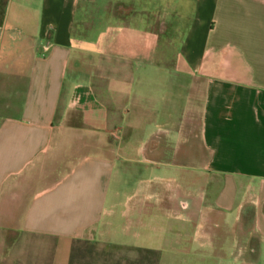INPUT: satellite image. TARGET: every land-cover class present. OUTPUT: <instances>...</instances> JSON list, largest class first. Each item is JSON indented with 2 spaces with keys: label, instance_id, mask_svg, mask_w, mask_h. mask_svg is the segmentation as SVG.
<instances>
[{
  "label": "crops",
  "instance_id": "obj_1",
  "mask_svg": "<svg viewBox=\"0 0 264 264\" xmlns=\"http://www.w3.org/2000/svg\"><path fill=\"white\" fill-rule=\"evenodd\" d=\"M108 1L0 7V264H264V0Z\"/></svg>",
  "mask_w": 264,
  "mask_h": 264
},
{
  "label": "rangeland",
  "instance_id": "obj_2",
  "mask_svg": "<svg viewBox=\"0 0 264 264\" xmlns=\"http://www.w3.org/2000/svg\"><path fill=\"white\" fill-rule=\"evenodd\" d=\"M5 0H0V7L2 8ZM115 0H109L107 3L110 6H118L120 5V2H116ZM143 159V158H142ZM123 165H125L123 163ZM155 167V166H154ZM119 169L121 170L120 173L117 175V181L120 182V185L122 188L119 190L120 194L118 196V201L120 203L118 207V213H129L131 211V205L136 201L134 196L132 195L136 190L138 191L139 188L143 186L145 182H151V183H157L160 180V177L165 178V180H171L173 177H176V179L181 180V174L176 172H164L157 169H145V163H139L133 165V167L129 168L128 170L125 169L124 166H119ZM185 177H187L188 180H195L196 185L193 189L194 194L199 193L198 186L204 182L203 181V175L201 173H186L184 174ZM154 187L157 189V185H154ZM148 205L150 206V212H160L157 208V198L152 197L147 200ZM234 222V218L232 216L227 215V217L224 219V222H221V229L223 230H230L232 229V224ZM116 223L119 224H125L127 223L125 220L121 219L120 221L117 220ZM162 221H155L154 225L161 227ZM198 224V223H197ZM204 226L208 229H210V224L204 223ZM198 226L193 222V224L189 227V229H196ZM232 236L229 234L228 236L224 237V245L225 247H231L232 246Z\"/></svg>",
  "mask_w": 264,
  "mask_h": 264
},
{
  "label": "trees",
  "instance_id": "obj_3",
  "mask_svg": "<svg viewBox=\"0 0 264 264\" xmlns=\"http://www.w3.org/2000/svg\"><path fill=\"white\" fill-rule=\"evenodd\" d=\"M6 2V0L4 1V3ZM3 6H4V4H3Z\"/></svg>",
  "mask_w": 264,
  "mask_h": 264
}]
</instances>
